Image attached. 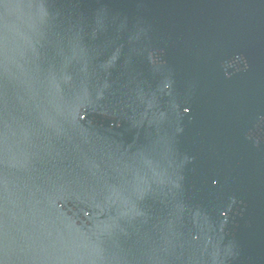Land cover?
Returning <instances> with one entry per match:
<instances>
[{
	"label": "water",
	"instance_id": "water-1",
	"mask_svg": "<svg viewBox=\"0 0 264 264\" xmlns=\"http://www.w3.org/2000/svg\"><path fill=\"white\" fill-rule=\"evenodd\" d=\"M0 264H264V0H0Z\"/></svg>",
	"mask_w": 264,
	"mask_h": 264
}]
</instances>
